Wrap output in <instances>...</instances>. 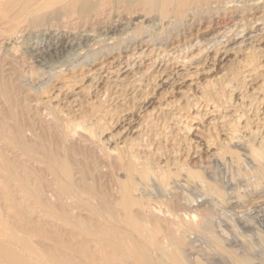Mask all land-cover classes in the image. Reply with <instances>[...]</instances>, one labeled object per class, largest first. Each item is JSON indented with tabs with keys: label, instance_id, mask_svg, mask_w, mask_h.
Listing matches in <instances>:
<instances>
[{
	"label": "rangeland",
	"instance_id": "374dc122",
	"mask_svg": "<svg viewBox=\"0 0 264 264\" xmlns=\"http://www.w3.org/2000/svg\"><path fill=\"white\" fill-rule=\"evenodd\" d=\"M190 12L153 11L117 33H108V25L127 20L121 8L74 26L52 10L40 20L0 22V121L11 135L25 125L40 156L65 158L82 199L109 206L117 182L130 191V213L143 205L155 210L143 222L150 248L152 240L170 251L173 236L184 241L189 264H262L264 159L254 151H264V39L239 48L233 41L248 30L264 33V0H227ZM61 43L71 47L64 52L56 47ZM49 47L55 52L47 53ZM180 66L183 83H160L175 78ZM73 129L89 141L67 139ZM0 149L15 163L21 158L15 143L1 138ZM30 167L39 179L46 173L45 163ZM142 184L146 193L135 196ZM72 213L90 219L84 207ZM201 220L206 224L198 226Z\"/></svg>",
	"mask_w": 264,
	"mask_h": 264
},
{
	"label": "bare ground",
	"instance_id": "6f19581e",
	"mask_svg": "<svg viewBox=\"0 0 264 264\" xmlns=\"http://www.w3.org/2000/svg\"><path fill=\"white\" fill-rule=\"evenodd\" d=\"M218 2L226 3L227 0H0V22L5 20L16 22L22 17L26 18V16L40 20L42 18L41 13L45 14L47 11L52 10L55 15L62 16L64 21L68 22V25L73 24L74 26V24L81 22H98L112 10L121 8L128 16L125 15L126 21H110L108 33H115L116 31H121L126 23L136 26L137 23L146 18L145 14L153 11H158L164 15L171 10L175 15H179L203 6H211ZM237 16L239 15L236 14L234 17ZM156 17L158 18V16ZM25 20L22 22H25ZM57 39L59 40V38ZM263 39L264 33L259 35L256 31L248 30L238 40L234 39L233 44L238 45L239 48V46H249L255 41ZM63 43L56 47L65 52L71 47V43ZM51 51L53 52L54 48L49 47L47 53ZM228 52L229 50L226 49L223 54ZM238 53L239 51L236 50L232 55ZM18 57L20 56L18 55ZM22 58L20 57V59ZM184 69V67L180 66L178 69L179 73L176 74L175 78L164 76L160 78V83L165 85L183 83L184 78L182 75H184ZM5 91L6 89L3 87L2 92ZM28 130L25 125L19 126L17 134L11 135L8 133L6 124L0 121V139H5L8 143H15L20 150L19 156H21L18 162L15 163L0 149V264H189L182 252L184 241L181 239L170 237V251L163 249L162 244L152 242V240L151 248L148 246L147 243L151 239L150 232L146 229L149 232L146 233V227L144 225L143 228V222L152 221L157 216L156 212H154L155 210L152 211L150 207L143 205L141 206L143 208L142 212L130 213L128 211L129 205L133 203L130 199V191L117 182L112 185L113 196L109 206L99 205L100 203L94 205L86 199H82L79 196L81 194L79 187L72 178V169L69 162L60 155L54 156L49 153H43L40 156L36 148L26 138ZM72 131L70 135H67V139L78 136L81 141H89L79 130L73 129ZM254 153L257 158L264 159V151L260 153L254 151ZM32 161L46 164V173H44L45 176L42 175V179H39L31 169L30 163ZM97 166L98 164L96 163L93 168L94 171L99 170ZM143 174L148 176V172ZM257 174L261 176V172H257ZM47 175H51V178L48 179ZM171 183L174 184V181H170L169 184ZM143 184L134 188L135 196H141L146 193ZM210 189L222 196L221 192L216 188L211 187ZM218 200L220 199L218 198ZM77 207H84L90 212L88 218L97 219L98 221L92 223L90 219H81L78 215H73V208ZM117 207L122 210V215L117 212ZM204 213L207 216L209 211ZM58 221L61 223H58ZM206 221L201 220L197 225L203 226ZM239 224L241 225V223ZM87 232L96 237L94 243L85 238L84 233ZM74 236L80 237V239H74ZM216 246L232 259L240 260L241 262L246 261L245 257H239L234 251L222 248L221 244L217 243ZM151 249H154L155 255ZM193 264L203 263L195 260ZM262 264H264V259Z\"/></svg>",
	"mask_w": 264,
	"mask_h": 264
}]
</instances>
